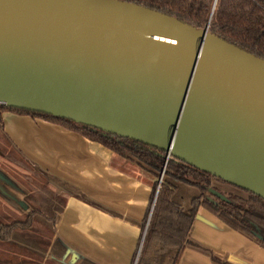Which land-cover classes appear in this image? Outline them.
Listing matches in <instances>:
<instances>
[{
    "label": "water",
    "instance_id": "1",
    "mask_svg": "<svg viewBox=\"0 0 264 264\" xmlns=\"http://www.w3.org/2000/svg\"><path fill=\"white\" fill-rule=\"evenodd\" d=\"M0 104L151 144L264 197V59L209 25L126 0H0Z\"/></svg>",
    "mask_w": 264,
    "mask_h": 264
},
{
    "label": "crops",
    "instance_id": "2",
    "mask_svg": "<svg viewBox=\"0 0 264 264\" xmlns=\"http://www.w3.org/2000/svg\"><path fill=\"white\" fill-rule=\"evenodd\" d=\"M1 117L15 148L65 194L54 229V243L62 253L51 257L58 262L70 256L71 262L136 264L154 177L137 163L63 125L14 111H4ZM27 229L24 243L18 241L20 235L10 240L33 248V229ZM190 239L233 264H264V247L206 208L198 210ZM170 259L167 256L164 264ZM179 264L215 263L206 253L186 246Z\"/></svg>",
    "mask_w": 264,
    "mask_h": 264
},
{
    "label": "trees",
    "instance_id": "3",
    "mask_svg": "<svg viewBox=\"0 0 264 264\" xmlns=\"http://www.w3.org/2000/svg\"><path fill=\"white\" fill-rule=\"evenodd\" d=\"M126 1L174 16L197 28L209 25V31L213 34L264 59V0ZM4 111L30 114L63 125L100 142L126 160L146 169L154 177V181L150 207L142 222V230L146 225L158 178L163 171L136 264H164L167 256L171 258L169 264H179L186 246L206 253L215 264H233L190 239L193 221L200 208L208 209L230 227L264 247V197L232 184L241 191L224 193L226 199H222L214 195L210 188L218 189L214 181L228 182L172 154L168 155L159 147L51 113L0 104L2 126L1 114ZM78 195L86 201H92L81 193ZM36 211L32 210L24 221H0V241L10 240L18 235L29 236L28 233L19 234L16 229L24 231L32 227V218ZM18 241L24 243L22 240Z\"/></svg>",
    "mask_w": 264,
    "mask_h": 264
},
{
    "label": "rangeland",
    "instance_id": "4",
    "mask_svg": "<svg viewBox=\"0 0 264 264\" xmlns=\"http://www.w3.org/2000/svg\"><path fill=\"white\" fill-rule=\"evenodd\" d=\"M0 176L2 178L0 180L2 181L0 185L1 222L24 221L32 210H39L32 218L33 227L31 229H33L35 241V245L31 246L33 248L20 247L13 240L0 241V264H89L82 259L71 262L70 256L69 259L64 257L59 262L51 257L55 252L62 253V250L54 243V229L57 215L63 207L65 194L54 185L55 182L51 183L52 180L48 175L34 164H30L15 148L5 134L1 122ZM215 184L219 185V183ZM159 185L158 182L155 195L158 193ZM229 187L226 191H236ZM16 230L21 231L19 228ZM22 232L26 234L27 231ZM25 236L20 235L19 240L24 241ZM137 259L138 257L136 262Z\"/></svg>",
    "mask_w": 264,
    "mask_h": 264
},
{
    "label": "flooded vegetation",
    "instance_id": "5",
    "mask_svg": "<svg viewBox=\"0 0 264 264\" xmlns=\"http://www.w3.org/2000/svg\"><path fill=\"white\" fill-rule=\"evenodd\" d=\"M162 180V179H161ZM160 182L161 181H159V184H160ZM215 183H219V185H216ZM214 185L218 188V189H216L217 191H219V192H221L222 194H224V193H229V192H240L241 190H239L238 188H236V187H234L232 184H230V183H223V182H220V181H214ZM226 185H228V186H230L231 188H233L234 190H236V191H226L227 189V187L228 186H226ZM229 187V188H230ZM214 189V188H213ZM215 195V194H214ZM225 195V194H224ZM226 197V196H225ZM153 203V202H152ZM155 204V203H154ZM152 207V206H151ZM154 207V206H153ZM151 210V209H150ZM153 210V209H152ZM150 213V212H149ZM151 217V216H150ZM148 219V218H147ZM150 220V219H149ZM149 223V222H148ZM144 236H145V234H144ZM144 236H143V239H142V243H143V240H144ZM141 247H142V245L140 246V250H141ZM139 253H140V251H139ZM139 256V255H138Z\"/></svg>",
    "mask_w": 264,
    "mask_h": 264
}]
</instances>
